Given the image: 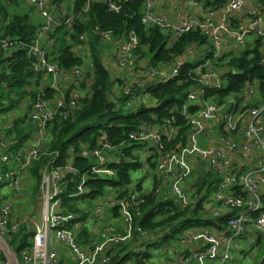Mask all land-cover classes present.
Listing matches in <instances>:
<instances>
[{"label":"built area","instance_id":"2783aa9c","mask_svg":"<svg viewBox=\"0 0 264 264\" xmlns=\"http://www.w3.org/2000/svg\"><path fill=\"white\" fill-rule=\"evenodd\" d=\"M17 1L24 9L35 11L40 29L34 41L27 45L6 38L4 21H0V61L24 50L31 60L26 71L28 91H38L25 107L21 102L19 106L20 113L23 111L27 123L31 124L26 142L17 145L12 139V124L0 126V187L12 192L22 190L21 175L43 156V141L53 121L68 119L92 83L87 77L89 64L87 69L80 65L66 70L50 56V35L60 27V19L70 27L76 16L69 14L64 5L57 8L54 0ZM155 1L144 0L141 13L144 25L158 27L172 39L199 31L211 44V54L194 59L197 51H190L173 65L157 70L136 62L134 51L138 38L134 33L118 42L115 55L106 67L122 84L123 106L127 110L132 111L151 99L149 87L175 79L184 64L196 63L190 72L197 77V82L187 93L182 110L191 125L184 144L176 143L178 127L169 118L156 127L144 126L135 136L140 147L133 154H141L144 147L149 149V156L160 157L154 174L155 195L182 208L188 203L194 208L201 202L207 216L224 219L225 224L185 228L172 241L174 236L149 252L156 255L155 250L162 247L160 254L166 256L163 264H238L241 257L264 246V103L254 106L260 96L257 87L248 83L237 97L220 101L215 95L207 96L211 91L223 89L224 74L216 68L218 60L229 57L232 50L245 49L248 38L260 43V64L264 66V6L262 0H226L220 8L205 9L197 0H189L201 10L200 16L180 12L173 20L157 11ZM92 2L105 3L110 11H119L113 0H87L85 11ZM247 2L251 5L248 9ZM98 34L100 45L113 40L109 32ZM32 80H38L39 85L32 87ZM12 90L0 82V103L6 92ZM153 104L152 101L146 106ZM190 105L198 108L192 116L187 112ZM126 147H131L130 141L114 148L105 137H100L96 148L80 152L82 158L91 162L83 175L71 163L56 165L50 158L41 171V222L32 220V231L26 230L30 234L28 245L22 250L17 251L10 245L21 223L14 216L12 203L0 200V264H116L118 247L129 241L133 242L129 246L131 259L122 264L142 263L148 245L162 237L161 233L132 224V216L139 217L140 212L131 215L129 209L143 203V196H132L133 202L129 205L124 199L117 200L109 189L101 200L94 202L92 229H100L109 237L108 243L93 239L85 242L89 233L83 218L61 213L66 177L79 176L78 193L87 192L84 184L89 177L116 179L117 171L109 164H118L120 152ZM210 175L217 182L204 199L205 194L197 192V185ZM189 193L193 198L189 199ZM106 214L110 215V221L103 225L101 221Z\"/></svg>","mask_w":264,"mask_h":264},{"label":"trees","instance_id":"16d2710c","mask_svg":"<svg viewBox=\"0 0 264 264\" xmlns=\"http://www.w3.org/2000/svg\"><path fill=\"white\" fill-rule=\"evenodd\" d=\"M62 1L54 0L57 8L63 5ZM197 1L203 2L205 9L220 8L226 2V0ZM113 2L119 6L118 12L110 11L105 3L97 2L90 3L88 10L85 11L87 0H73L71 11L68 13L76 16L75 22L68 27L60 19V27L50 35V56L66 70L84 63L83 57L77 52V54L75 53V48L78 46L86 48L87 55L84 58L91 66L87 77L91 79L92 83L90 89L84 94V98L80 100L78 108L70 114L68 119L56 118L53 121L48 132L50 133L49 140L43 145V150H47L49 157L42 156L40 160L32 164L27 172L30 178L39 181L41 171L51 158L56 165L71 163L80 175H83L91 166L90 160L84 159L80 155L83 149L96 148L100 137H105L114 148H119L123 143L130 141L131 147H126L122 153L120 152L118 164H109L110 168L117 171L116 179L89 177L84 184L87 192L78 193L79 176H68L65 180L66 191L61 199L69 210L68 213H73L75 209L72 208L71 203L84 200L86 203L92 204L97 202L108 189L113 191L117 200L124 199L129 205L133 202L132 193H143L141 199L143 203L140 202L139 206H132L129 209L131 215L140 212L139 217L132 216V224L143 230L162 234L159 241L148 245L143 254V262L139 263L145 264L152 257L149 252L152 247L160 245V242L168 241L185 228L210 226L216 223L220 226L225 224L224 219H212L207 216L201 202L194 208L185 209L178 204L175 205L169 199L162 200L155 195L157 187L155 181L147 193L142 192V183L131 187V173L141 168L133 154L140 147L135 142V136L144 126L156 127L161 125L163 120L172 118L174 126L178 127V136L175 141L182 145L190 133L191 125L182 115V110L186 103L187 93L197 82V77L190 72L196 63L184 64L181 67L180 75L175 79L149 87L147 90L154 102L153 106L139 105L132 111L127 110L125 115H122L119 113L125 101L122 94L116 102L109 101L111 88L116 81L112 79L111 72L101 58L102 47L98 32H109L117 43L126 38L130 32L134 33L138 38V47L134 51L136 62H144L148 68L157 70L173 65L181 58L188 56L190 51L196 50L195 55L198 57H209L211 44L199 31H190L172 39L158 27L144 25L141 21L144 0H113ZM261 3L264 6V0ZM28 12H32L36 16L32 10L24 9L17 0H0V21H4L6 38L17 39L27 45L34 41V37L40 29V21L39 23L34 22ZM259 48L260 43L254 42L243 52L232 50L227 60L225 58L218 60L216 68L224 74L222 77L223 89L211 91L207 97L215 95V98L220 101L237 97L245 90L248 83L257 87V94L260 96V100H257L254 106L263 104L264 66L260 64L262 54ZM30 62L31 60L24 50H18L12 57L1 60L0 82L6 83L7 87L14 91L24 88L26 84L29 85L26 80L28 78L26 71ZM38 85V80H32V87ZM34 96L32 95V97ZM20 102L21 100H11L5 109L0 107V114L13 108L19 109ZM197 109L195 105H190L187 112L192 116ZM20 115L22 118L17 119L13 130L10 131V133H14L12 139L17 142V145H22L27 141L31 129V124L27 123L22 113L19 112L17 117ZM105 118H109L105 124L96 126V123ZM153 159H155L153 156L147 159L151 170L155 169V165L152 163ZM216 182L217 178L211 175L207 178L204 177L197 185V192L204 193V199L208 198ZM0 200L6 199L0 198ZM114 213L117 214V209ZM82 218L84 221L87 217L83 216ZM29 235L26 229H20L11 239L10 245L17 251L22 250L28 245ZM117 251L118 262L116 264H122L131 259L132 250L126 244L119 246ZM261 264H264V258Z\"/></svg>","mask_w":264,"mask_h":264},{"label":"rangeland","instance_id":"374dc122","mask_svg":"<svg viewBox=\"0 0 264 264\" xmlns=\"http://www.w3.org/2000/svg\"><path fill=\"white\" fill-rule=\"evenodd\" d=\"M72 1L73 0H65V3H69V5L71 3V5H72ZM71 5L69 7H67L68 12L71 11L70 10ZM28 14L30 16H32V12H28ZM117 44L118 43L116 42V40L113 39L108 44L101 45V47H102L101 48L102 49L101 58H102L103 62L105 63V65H107L111 61V59L114 57L115 52H116V48H117ZM83 49H85L83 46H78L75 48V53L77 52L78 55L83 57L84 63L81 64V66H83L85 69H87L88 63H87V60L84 58L87 55V52H85L86 50L83 51ZM244 50H246V49H244V48L238 49L239 52H243ZM195 58H196V55H195L194 59ZM228 58L229 57H227L225 59L227 60ZM199 60L200 59H198V61ZM139 65H142L144 68H148L144 62L139 61ZM114 78L115 77L112 76V79L114 81H116V83H114V85L112 86L110 94H109V101H111V102H116L118 97H120L121 91H122V84H120L119 81L117 82V80H115ZM26 80H28V78ZM29 89H30V86L26 84L24 86V88H22L18 91H16L17 89H15L16 92L14 90L7 91L5 94L4 101L1 103L0 107L5 109L10 104L11 100H13V101L14 100L15 101L21 100V104L25 107L27 105L26 103H29L30 100H33L35 98V96L37 95V92H38L36 89H32V92H30V91H28ZM32 95H35V96L31 97ZM29 98H30V100H29ZM83 98H84V95H83ZM140 105L146 106L147 104H146V102H141ZM24 107H23V109H24ZM20 110H21V108L20 109H16V108L14 109L13 108L6 113H1L0 114V126H3L5 123H7L8 125L12 124V126L14 127V125L17 122V119L22 118V115L17 117ZM126 111H127V109H125V107L122 106L121 111H119V113L122 115H125ZM21 113H23V111ZM108 120H109V118H105L101 122L96 123V126L103 125ZM49 134L50 133H48L45 140L43 141V145L48 142ZM43 153H44L43 156H45L47 158L49 157L47 150L46 151L43 150ZM135 157L137 158L138 162L140 163L141 168L138 171L131 173V178H132L131 187H135L139 183H142V192L147 193L151 189V187L155 181V175H154L155 169H153V170L150 169L149 163L147 160L149 157H151V156H149V149L143 147L142 153L137 154ZM153 157H155V159L152 160V163H154L155 168H156L160 157L158 155H153ZM27 171L21 175L22 190L20 192H15V191L12 192L7 187H0V198L4 197L2 199H7L6 201H9L12 203L13 213L15 214L16 219L18 221H20V223H21L20 229H26L29 232H31L32 231V220L34 219L38 224H40V222H41L40 216H41V213L43 211V209H42V190H41V177H40L39 181L32 179L29 177ZM108 190L105 191L104 195H106L109 192ZM132 195H133V197L143 196V194H139L138 192L137 193L134 192V193H132ZM191 198H193V195H191L189 193V199H191ZM99 200H101V198ZM71 204H72V208L75 209V212L67 213L69 210L67 209L66 206H64V204H62L61 213L64 212V213L70 214V215L75 216V217H80V218H82L83 216L87 217V219L84 220V222H85L84 227L87 228L89 235L85 239V242H88L90 239H93V240L99 241L101 243H103L105 241H107V243H108L109 237L104 236L100 229H98V228L92 229V226L94 225V218L92 216L93 210H94V202L92 204H88V203H86V201L80 200V201H76V202L71 203ZM189 207H191V203H188L185 206V209H188ZM108 221H110V215L106 214L105 220L101 221V223L104 225ZM113 222L119 223V220H114ZM90 236H92V237H90ZM175 237L176 236H174L171 239V241ZM129 240H130V238L127 239V241H129ZM126 245L127 246L133 245V242L129 241V242H127ZM162 250H163L162 247H159L157 250H155L156 255L152 254L153 258L150 260L149 264H163L165 262L166 256L165 255L162 256L160 254V252ZM263 258H264V246L259 247L258 249H256L252 253H250L248 255H244L243 257H241L239 259L238 264H261ZM132 264H134V262H132Z\"/></svg>","mask_w":264,"mask_h":264},{"label":"crops","instance_id":"0c3cea01","mask_svg":"<svg viewBox=\"0 0 264 264\" xmlns=\"http://www.w3.org/2000/svg\"><path fill=\"white\" fill-rule=\"evenodd\" d=\"M62 4L66 8L71 5V3H70V5H69V3H65V0L62 1ZM200 4H201L202 8H205L203 6V2ZM250 6L251 5L247 2L246 3L247 9L250 8ZM155 8L157 9L158 12L169 15L173 20L176 19V15L180 12H184V13L191 14L194 16H200V14H201V10H199L197 8V6H194L192 3H190L189 0H156L155 1ZM32 11L34 12V14H36L34 10H32ZM32 18H33L34 22L39 23L40 19H39L37 14H36V16L32 14ZM262 27L264 28V20L262 23ZM253 42L254 41L252 40V38H248L247 42H246V47L248 48V47L252 46L254 44ZM145 102L147 105H149L152 102V100L148 99V100H145ZM1 198H4V197H1ZM14 216H15V214H14Z\"/></svg>","mask_w":264,"mask_h":264},{"label":"water","instance_id":"95a60500","mask_svg":"<svg viewBox=\"0 0 264 264\" xmlns=\"http://www.w3.org/2000/svg\"><path fill=\"white\" fill-rule=\"evenodd\" d=\"M196 250V249H195Z\"/></svg>","mask_w":264,"mask_h":264}]
</instances>
